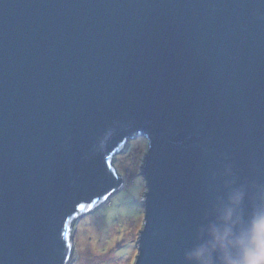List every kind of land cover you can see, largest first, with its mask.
Returning <instances> with one entry per match:
<instances>
[{
    "label": "water",
    "instance_id": "water-1",
    "mask_svg": "<svg viewBox=\"0 0 264 264\" xmlns=\"http://www.w3.org/2000/svg\"><path fill=\"white\" fill-rule=\"evenodd\" d=\"M134 135L133 264H199L225 208L264 203V0H0V264H66Z\"/></svg>",
    "mask_w": 264,
    "mask_h": 264
},
{
    "label": "rangeland",
    "instance_id": "rangeland-1",
    "mask_svg": "<svg viewBox=\"0 0 264 264\" xmlns=\"http://www.w3.org/2000/svg\"><path fill=\"white\" fill-rule=\"evenodd\" d=\"M144 136L126 138L111 165L122 182L69 223L66 264H133L136 233L143 219L146 189L140 165L147 149Z\"/></svg>",
    "mask_w": 264,
    "mask_h": 264
},
{
    "label": "clouds",
    "instance_id": "clouds-1",
    "mask_svg": "<svg viewBox=\"0 0 264 264\" xmlns=\"http://www.w3.org/2000/svg\"><path fill=\"white\" fill-rule=\"evenodd\" d=\"M243 198V192H231L230 205H239ZM221 219L223 226H211V239L190 257L199 264H216L213 254L218 253L220 264H264V203L253 209L247 221L232 206L224 209Z\"/></svg>",
    "mask_w": 264,
    "mask_h": 264
}]
</instances>
